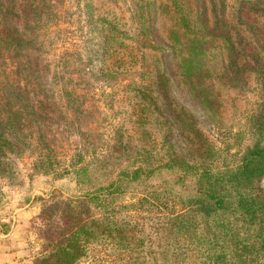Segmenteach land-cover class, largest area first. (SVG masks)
Masks as SVG:
<instances>
[{
    "label": "trees",
    "instance_id": "16d2710c",
    "mask_svg": "<svg viewBox=\"0 0 264 264\" xmlns=\"http://www.w3.org/2000/svg\"><path fill=\"white\" fill-rule=\"evenodd\" d=\"M79 1L96 64L75 81L33 66L63 0H0V196L22 185L24 156L30 175L72 172L84 190L45 204L33 264H80L96 247L109 264H264V0ZM124 80L106 94L123 115L112 142L85 144L87 92ZM229 96L252 104L234 153L197 114ZM65 114L83 145L60 170L49 136ZM127 192L139 196L123 203Z\"/></svg>",
    "mask_w": 264,
    "mask_h": 264
},
{
    "label": "rangeland",
    "instance_id": "374dc122",
    "mask_svg": "<svg viewBox=\"0 0 264 264\" xmlns=\"http://www.w3.org/2000/svg\"><path fill=\"white\" fill-rule=\"evenodd\" d=\"M83 5V1L63 0L61 10L65 13L63 14L64 17L50 28L38 33V38L43 43V51L39 54L40 57L38 56V59H35L33 65L37 64L39 69L38 78L43 74L42 78L44 76L50 78L53 75L57 77V80L59 78L61 80L70 78L71 80L80 81L81 76L88 79L89 75L86 73L88 68H95L91 66L96 64V61L88 60L84 47L86 26L83 21L84 15L81 14V10L84 8ZM95 5L102 6L104 4L99 2ZM34 57L37 58L36 55ZM179 58L181 57L179 56ZM175 62L176 64L179 63L177 55ZM126 82L127 80H124L113 87H107L103 83H95L94 87L87 92L88 97L85 107L92 111L87 123L91 125L92 130L86 131L84 134L85 144H97L98 146L105 144L107 146L112 142V129L116 124L122 122L123 115L115 114L118 104L115 105L114 109H110L109 105L105 104L106 94L118 91ZM180 88L182 87L180 86ZM178 90L175 91V94L180 93ZM34 98L40 97L34 96ZM117 99H120L119 95ZM251 105L245 99H236L229 96L228 102L219 109L218 114H207L202 109H199L197 114L202 120L204 131L210 139L221 150L229 147V151L234 153L242 150V147L236 142V132L244 124L245 116ZM59 110H63V108L61 107ZM56 111L57 109H53L50 114L54 120L59 122L58 117H63L64 113H56ZM65 115V120L60 118V123L52 125V133L49 136L56 145L60 170L70 169L72 158H76L77 151L83 145V141L73 133L69 124L71 123L69 122L70 116L73 117V115ZM29 162L27 156L20 160L19 167L23 174L21 186L4 185L2 187L0 232L21 228L23 233L20 239L33 252L31 260V264H33L34 258L42 251L45 244V240L41 237V231L46 228V225L40 217L45 204L56 199L75 198L84 190L78 188L72 172L64 171L63 177L58 179H54L52 175H30ZM138 196L139 193L127 192L123 195L122 202H133ZM110 260V257L102 248L96 247L92 250L91 257L80 264H109Z\"/></svg>",
    "mask_w": 264,
    "mask_h": 264
},
{
    "label": "crops",
    "instance_id": "0c3cea01",
    "mask_svg": "<svg viewBox=\"0 0 264 264\" xmlns=\"http://www.w3.org/2000/svg\"><path fill=\"white\" fill-rule=\"evenodd\" d=\"M22 233L21 228L0 232V264H31L33 252L20 239Z\"/></svg>",
    "mask_w": 264,
    "mask_h": 264
}]
</instances>
